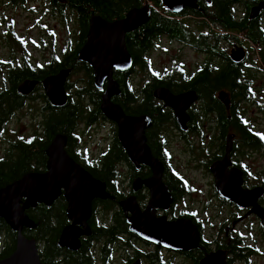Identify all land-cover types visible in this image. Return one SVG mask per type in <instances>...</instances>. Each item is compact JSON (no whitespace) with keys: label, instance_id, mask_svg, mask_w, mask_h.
<instances>
[{"label":"flooded vegetation","instance_id":"flooded-vegetation-1","mask_svg":"<svg viewBox=\"0 0 264 264\" xmlns=\"http://www.w3.org/2000/svg\"><path fill=\"white\" fill-rule=\"evenodd\" d=\"M3 1L13 11L22 7L27 0H0V10ZM201 3L204 2L199 0L197 9L184 8L179 14L167 11L161 3L165 11L176 16L167 18L185 21L188 30L176 35L178 38L163 35L153 42L152 48L145 50L142 56V67L132 64L131 69L126 72L113 71L114 80L117 74L124 77L129 93L124 108L115 103V99L121 94L111 98V102L120 107L127 117H144L150 123L143 130V141L151 156L162 165L159 194L156 195L146 185L153 177V169L143 164L136 166L130 161V156L118 141V126L102 115L100 106V116L90 109L87 120L76 121L77 137L73 158L66 154L95 181L104 185L92 173L103 171L104 159L111 152L121 151L125 156V160L114 163L112 168L109 184L113 187L114 195H108L104 185L107 198L91 201L85 226L79 227L85 234L79 238L78 249L82 247L84 258L90 264H200L203 259L217 252L224 253L226 264H252V260L260 255L252 241L256 237L264 238V0H244V4H236L227 10L213 8L212 0L208 5L204 3L207 8L199 7ZM151 9L156 10L154 7ZM189 10L201 16L207 14V18L186 15ZM218 12L223 14L216 16ZM67 13L74 23L69 25L62 50L57 54L53 53L56 57L51 55L42 62H33L27 57L19 62L14 57L5 63L0 61V79L5 78L7 81L9 76L18 73L24 75L26 80L37 81L36 89H42L41 81L45 77L68 70L70 72L65 83L68 101L77 100V94L85 89L89 79L87 72L83 70L85 63L76 58L78 65H74L73 70L65 67L57 73H46L49 67H55L54 63L64 60L65 50L66 53H71L76 49L80 24L76 14ZM229 20L232 24L227 23ZM136 31L125 34L124 42L127 35ZM199 36L206 37L203 46L194 43ZM162 42L175 44L178 49L187 50L200 60L190 68L177 56L170 57L157 68L152 55L158 51ZM237 55L239 59H236ZM130 56L133 60L132 55ZM28 75L30 79L27 78ZM203 76L207 79L206 89L200 87ZM71 79L74 80L69 82ZM160 89L172 96L190 93L196 96V101L184 112L186 121L181 119L179 123L174 111L153 96ZM197 89L206 91L208 97L204 98ZM95 90L102 96L105 84L102 89ZM31 99H35L33 93L26 97L21 109ZM85 101L87 102V98ZM216 109H223V119ZM18 111L13 112L9 120ZM99 125L109 126L112 138L105 149L98 155L91 156L81 147V139L89 129ZM80 126L84 129L79 134ZM40 128L43 129V126ZM228 136L232 137L229 139V165L225 170L229 175H226L227 185L234 186L239 175L240 189L244 192L241 206L219 197L210 172L211 166L224 160ZM2 139L3 134L0 141ZM141 140L137 139L136 142ZM67 144L66 142V148ZM173 144L179 148L180 157L184 160L182 165H174V155L170 151ZM7 148L10 150V146ZM45 164L46 170L36 174L47 173V156ZM196 172H202L208 179V199H201L203 195L196 186L197 180L193 175ZM130 198H133L136 209L125 213L121 203ZM107 200L111 207L104 209L100 203ZM196 205L200 210L196 209ZM40 207H45L47 212L52 211V214L56 210L67 221L60 232V238L63 230L70 225L65 190L61 189L50 204L37 203L32 209L38 212ZM211 207H216V210L212 216L205 217ZM143 214L145 216L142 217ZM136 216L141 219L139 225H136ZM178 222L189 225L190 230L187 228L180 234L189 238L187 243L191 245L190 250L173 251L153 242L152 239L161 236L166 223ZM59 247L64 253L78 251ZM58 261L62 262L63 258L60 257Z\"/></svg>","mask_w":264,"mask_h":264},{"label":"water","instance_id":"water-1","mask_svg":"<svg viewBox=\"0 0 264 264\" xmlns=\"http://www.w3.org/2000/svg\"><path fill=\"white\" fill-rule=\"evenodd\" d=\"M198 1L161 0V3L167 11L179 14L184 8L197 9ZM202 1L206 5L211 2V0ZM151 14L150 6L144 4L141 8L131 9L123 19L113 22H108L99 16L91 17L86 42L78 52L77 58L93 71L92 79L95 89H102L105 84V91L101 96L100 111L107 120L118 126V141L130 156V161L134 162L136 166L143 164L153 169V177L146 185L157 195L160 191L162 165L151 156L145 141H143V130L150 123L144 117L136 119L127 117L120 107L111 102V98L120 95L119 86L113 79V71L126 72L131 69L133 64L125 46V34L136 31L148 23ZM236 59H239L238 55ZM69 72L61 70L56 75L47 76L41 81L44 95L54 109H62L68 103L65 83ZM37 86V81L25 80L17 86L16 91L27 97L35 91ZM153 96L174 111L179 123L181 119L186 121L184 112L191 103L196 101L194 94L172 96L169 92L161 89L156 90ZM231 137H227L228 144L224 160L211 166L210 172L214 177L219 197L224 201H231L241 206L244 192L240 189V177L238 175L234 186L232 184H228V186L227 176L229 175L225 173L226 167L229 165L228 153L231 147L229 141ZM137 139L142 140L136 142ZM66 142V137L61 135L51 141L46 150L47 173L42 175L29 173L21 180L0 190V217L17 235L14 252L8 258L1 260L0 264H41L37 243L22 235L24 229L32 227V222L25 213L28 208L34 207L37 203L50 204L57 198L61 189L65 190L70 225L63 230L59 238V245L69 251H75L78 248L80 236L85 234L80 231L79 227L85 226L91 201L107 198L104 185L95 181L67 156ZM121 208L125 213L128 210L135 211L136 205L133 198L121 203ZM143 216L145 215L143 214ZM139 218L136 216V225L141 222ZM187 228L189 225L185 223H166L161 236L152 240L173 251H188L191 249V245L187 243L189 238L180 234ZM187 230L189 231L190 228ZM200 264H226L224 253L211 254Z\"/></svg>","mask_w":264,"mask_h":264},{"label":"trees","instance_id":"trees-1","mask_svg":"<svg viewBox=\"0 0 264 264\" xmlns=\"http://www.w3.org/2000/svg\"><path fill=\"white\" fill-rule=\"evenodd\" d=\"M54 14H58L63 18L64 12L76 14L80 24V33L76 41V49L71 53L63 52L64 60L54 63L47 69V74L57 73L59 69L65 67L74 69V65H78L76 58L78 51L86 41V34L90 18L99 16L106 21H117L123 19L125 15L135 8H141L144 4L153 5L152 14L148 23L140 27L132 35H127L125 44L127 51L133 57V64L143 66L142 56L145 50L152 48L153 42L160 39L161 36L166 35L169 38H178L180 35L188 30L185 21L171 20L168 16L176 17L165 11L160 3V0H45ZM236 4H244V0H212V6L218 10L229 9ZM199 7L207 8L204 3ZM227 12V11H226ZM226 12L224 13L225 16ZM223 12H218L216 16H221ZM186 15L195 17L207 18V14L201 16L192 10L186 11ZM209 16V15H208ZM224 17V16H223ZM204 23V21H202ZM232 24L230 20L227 22ZM174 34V35H173ZM13 40L12 38H9ZM9 39H7L9 41ZM195 39V38H194ZM206 42V37L199 36L195 39L194 43H199L203 46ZM69 42H67V46ZM73 53V54H72ZM67 58L73 60L68 61ZM55 61V62H56ZM56 65L59 67L56 68ZM84 72H87L89 79L86 81L85 89L77 94V100L68 101L66 107L62 109H54L47 102L44 94L41 93L39 98L43 100L45 105L44 109L47 111L42 122V134H34L29 139H19L10 142V150L7 155L0 157V190L8 185H11L21 180L29 173H43L46 170V150L51 141L56 136H64L67 139L66 153L73 158V148L75 138L77 137V124L76 121L80 119L87 120L89 110H95V114L100 116L99 106L101 95L93 87V80L91 70L87 65L83 64ZM30 79V75L27 76ZM24 75L18 73L12 74L7 78L9 83L8 89L0 90V136L5 131L4 126L7 124L11 115L16 110H20L25 103L26 97L21 96L16 91L17 86L25 81ZM118 83L121 96L115 99L121 108L127 103L128 86L127 82L121 74L115 76ZM200 87L207 88V79L203 76L200 81ZM194 88H196L194 86ZM37 88L35 91L37 92ZM204 96L208 97L206 91L197 89ZM87 102L84 100H86ZM151 100V98H150ZM219 117L223 119V109H216ZM125 160V156L121 151L116 153L111 152L107 158L104 159L103 171L99 173H92V176L97 180L104 183L108 195H114L113 187L109 184L111 178L112 168L114 163ZM107 195V196H108ZM110 200V199H109ZM100 203L104 209L111 207L110 201ZM27 217L32 222V227L24 229L22 235L29 240H34L39 248V258L41 264H90L89 260L84 258V251L81 247L75 253H64L58 245V238L61 230L67 224L65 218L60 216L55 210L47 212L45 207H40L37 212L36 209L28 208L25 211ZM54 220H51V219ZM16 233L11 231L7 224L0 217V261L8 258L15 250L16 246ZM80 248V247H79ZM62 257L63 261H58Z\"/></svg>","mask_w":264,"mask_h":264},{"label":"rangeland","instance_id":"rangeland-1","mask_svg":"<svg viewBox=\"0 0 264 264\" xmlns=\"http://www.w3.org/2000/svg\"><path fill=\"white\" fill-rule=\"evenodd\" d=\"M6 5V1H3L1 3L2 10H0V61L5 63L10 61L11 57H14L19 62L27 57L30 61L42 62L48 60L51 55L56 57L53 53L57 54L62 50L67 40L69 25L74 23L70 20L69 14L64 12L63 18L58 14H54L45 0H27L22 7L13 11ZM191 24L190 22L189 25ZM157 50L152 55V61L157 68H160L170 57L175 58L177 56L190 68L197 60H200L187 50L182 51L178 49L177 45H171L167 42L160 43ZM73 80L71 79L69 82ZM76 82L79 84L78 81ZM8 86L9 84L5 78L0 79V90H5ZM38 89L37 92H33L35 99L27 100L23 109L15 113V116L4 127V139L0 141V157L7 155V147L10 146V142L29 139L34 134H42L40 127L47 111L44 109L43 100L39 98V95L44 94V92L41 88ZM83 129L80 126L78 133L80 134ZM111 138V128L99 125L86 132L81 139V147L89 155L96 156L108 146ZM170 151L174 155V165H182L184 160L180 157L179 148L173 144ZM193 175L194 179L197 180L196 186L203 195L201 199H208L210 188L207 177L203 176L202 172H196ZM195 207L200 210L199 206L196 205ZM215 208H209L204 216H212L216 210ZM252 244L260 251V255L254 258L251 263L264 264V238L256 237Z\"/></svg>","mask_w":264,"mask_h":264}]
</instances>
